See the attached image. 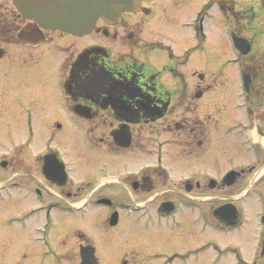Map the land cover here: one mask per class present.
Wrapping results in <instances>:
<instances>
[{"label":"flooded vegetation","instance_id":"flooded-vegetation-1","mask_svg":"<svg viewBox=\"0 0 264 264\" xmlns=\"http://www.w3.org/2000/svg\"><path fill=\"white\" fill-rule=\"evenodd\" d=\"M263 3L207 0L196 44L183 54L149 38L145 0L81 35L16 7L0 12V59L36 63L44 48L56 50L73 116L55 117L50 139L41 140L38 84L13 67L1 70L0 196L30 198L42 236L81 217L66 236L76 238L66 250L78 249V262L88 246L98 264H264ZM213 4L225 18L228 48L231 34L246 45L215 70L183 69L202 46ZM86 34L96 39L85 42ZM156 48L167 62H155ZM69 124L67 136L77 132L83 142L73 161L51 143Z\"/></svg>","mask_w":264,"mask_h":264},{"label":"rangeland","instance_id":"rangeland-1","mask_svg":"<svg viewBox=\"0 0 264 264\" xmlns=\"http://www.w3.org/2000/svg\"><path fill=\"white\" fill-rule=\"evenodd\" d=\"M148 1L151 2V15L148 16L146 29L149 38L159 39L171 45L177 54H183L187 48L196 44L195 20L207 0H145ZM240 1L238 0V3ZM12 8L14 5L11 0H0V12L8 10L10 14ZM206 12L208 13L207 10ZM203 22L206 37L201 48L193 49L185 65L182 66L183 69L215 70L228 58L227 54L230 56L233 54L225 39H222L220 32L223 31L226 21L216 4L212 5ZM95 39L94 35L86 34L82 40L89 42ZM7 47L11 51L14 49V46ZM40 54L36 63H24L19 61V58L9 63L8 58L0 59V72L7 65L13 67L12 70L20 74V78L38 84L41 93L38 104L39 132L42 140V138L50 139L48 125L55 117L71 122L73 116L64 108L59 86L62 62L60 56L53 48H44ZM153 56L155 62L159 64L169 59L167 51L161 48H156ZM226 68L233 70L235 67L227 64ZM227 73L229 74L228 71ZM69 128L70 124L54 134L51 143L58 146L61 153L73 161L77 155L75 151L82 149L83 142L77 132L67 136ZM171 147L169 145V148ZM74 170L78 171V168ZM18 194L7 193L5 198L0 196V264H76L79 258L78 249L75 252L66 250L76 238L69 234L66 239V236L71 229L81 226V217L65 219L63 229L60 227V222H57L58 224L56 223L52 229L46 231V236H42L37 230L41 218L30 211V198L26 196L21 198ZM249 201L248 203L251 204ZM28 211V215H25L24 213ZM232 239L235 240L233 236ZM232 260L229 264H236L233 258Z\"/></svg>","mask_w":264,"mask_h":264},{"label":"water","instance_id":"water-1","mask_svg":"<svg viewBox=\"0 0 264 264\" xmlns=\"http://www.w3.org/2000/svg\"><path fill=\"white\" fill-rule=\"evenodd\" d=\"M18 10L44 26L82 34L97 18L115 20L122 10L136 9L141 0H12ZM236 44L239 40L235 39ZM2 48L0 47V55ZM79 264H98L93 248L81 246Z\"/></svg>","mask_w":264,"mask_h":264},{"label":"trees","instance_id":"trees-1","mask_svg":"<svg viewBox=\"0 0 264 264\" xmlns=\"http://www.w3.org/2000/svg\"><path fill=\"white\" fill-rule=\"evenodd\" d=\"M263 5H264V3H263Z\"/></svg>","mask_w":264,"mask_h":264}]
</instances>
